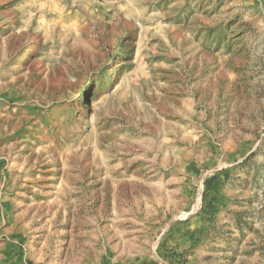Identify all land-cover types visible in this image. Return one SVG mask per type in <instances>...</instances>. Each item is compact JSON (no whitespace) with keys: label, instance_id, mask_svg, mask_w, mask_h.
<instances>
[{"label":"rangeland","instance_id":"obj_1","mask_svg":"<svg viewBox=\"0 0 264 264\" xmlns=\"http://www.w3.org/2000/svg\"><path fill=\"white\" fill-rule=\"evenodd\" d=\"M0 264H264V0H0Z\"/></svg>","mask_w":264,"mask_h":264},{"label":"bare ground","instance_id":"obj_2","mask_svg":"<svg viewBox=\"0 0 264 264\" xmlns=\"http://www.w3.org/2000/svg\"><path fill=\"white\" fill-rule=\"evenodd\" d=\"M49 79L50 78L47 77V80L48 81H49ZM52 97H53V95L52 96L49 95V98H50L49 101H51ZM95 109H99V107L97 105H93V111L91 113L90 119L88 120V127L90 129H94L95 128V118L93 116V115H95L97 113V110H95ZM89 168H91L90 171H91V174H92V178H96L97 175L99 174V172L101 171V169L99 168V166L94 161H93V163L91 164V166ZM103 169L106 171V173H105L106 176L101 181H94V184L103 183V187L101 189V192H103L105 194H106V192L111 191V195H112L111 196L112 197L111 198L112 199V205H113L114 208H117L118 207V203H119L120 200H123L124 202H126L127 199L129 200V198L133 197L132 194H131V192H129V191L126 192V191L123 190V188L125 187V185L126 186L127 185H131L132 186V185H135L136 183H134V182L127 183V182L122 181L121 179L116 180L114 178L120 177L123 174L122 175H119L116 171L115 172H112V171L109 170V168L107 166H104ZM107 175H109V177ZM112 177H114V178H112ZM83 194L84 193H82V195ZM105 194L103 195L104 197H105ZM72 195H74V194H72ZM88 196L89 197H96V196H98V194L97 193H93V194H88ZM120 210H121V208H120Z\"/></svg>","mask_w":264,"mask_h":264}]
</instances>
